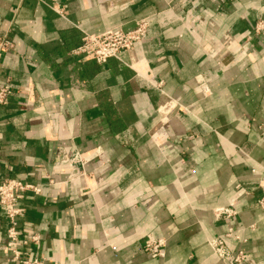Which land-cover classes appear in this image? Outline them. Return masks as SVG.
<instances>
[{"label":"crops","instance_id":"0c3cea01","mask_svg":"<svg viewBox=\"0 0 264 264\" xmlns=\"http://www.w3.org/2000/svg\"><path fill=\"white\" fill-rule=\"evenodd\" d=\"M263 17L264 0H0L13 44L0 54V181L39 186L18 200L21 256L225 264L208 241L232 227L229 248L264 263ZM141 18L145 38L118 58L71 53L82 32ZM59 150L87 159L84 174L66 181ZM230 203L237 214L216 220ZM5 228L0 209V264H19ZM147 236L165 240L163 257L144 252Z\"/></svg>","mask_w":264,"mask_h":264},{"label":"built area","instance_id":"2783aa9c","mask_svg":"<svg viewBox=\"0 0 264 264\" xmlns=\"http://www.w3.org/2000/svg\"><path fill=\"white\" fill-rule=\"evenodd\" d=\"M148 19L141 18L135 21L132 28L124 29L121 26L109 28L100 33L82 32L78 46L71 50L73 55L89 56L97 63H104L109 58H118L120 52L129 50L135 44L141 42L148 30ZM253 35H260L264 32V17L260 18L253 25ZM250 38V36L248 37ZM13 46L12 42L5 35L0 36V54ZM201 90L208 94L207 84L202 79H197ZM10 88L8 85L0 86V105L7 103ZM55 169L59 167H67L66 181H72L84 174L83 169L76 167L75 163H84L87 159L69 158L65 152L59 150L57 152ZM31 191L39 193V186L24 180L14 178H4L0 181V209L6 223L5 236L6 248L12 254V259L18 261L19 264H43L40 258H24L21 256L17 246L20 243L17 219L21 214V208L18 200L23 192ZM258 205L264 210V195L258 200ZM237 214L234 203L226 206H220L213 209V215L216 220H228ZM235 238L234 229L228 227L222 236L211 238L208 244L212 252L225 264H258L253 261L244 251H233L226 244L225 239ZM39 237L32 234L29 240H21L23 244L28 241L37 243ZM165 248V240L163 238H155L147 236L143 241V250L151 257H163ZM264 264V263H262Z\"/></svg>","mask_w":264,"mask_h":264},{"label":"bare ground","instance_id":"6f19581e","mask_svg":"<svg viewBox=\"0 0 264 264\" xmlns=\"http://www.w3.org/2000/svg\"><path fill=\"white\" fill-rule=\"evenodd\" d=\"M165 102H167L166 99H163V100H162V105H163V106H164L165 104H167V103H165ZM164 103H165V104H164ZM164 107H165V106H164Z\"/></svg>","mask_w":264,"mask_h":264}]
</instances>
